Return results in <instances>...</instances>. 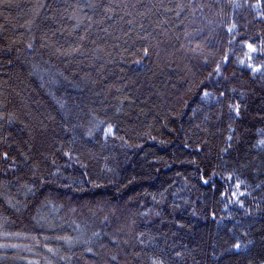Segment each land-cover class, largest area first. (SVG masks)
<instances>
[{
  "label": "trees",
  "instance_id": "1",
  "mask_svg": "<svg viewBox=\"0 0 264 264\" xmlns=\"http://www.w3.org/2000/svg\"><path fill=\"white\" fill-rule=\"evenodd\" d=\"M0 264H264V0H0Z\"/></svg>",
  "mask_w": 264,
  "mask_h": 264
},
{
  "label": "snow or ice",
  "instance_id": "2",
  "mask_svg": "<svg viewBox=\"0 0 264 264\" xmlns=\"http://www.w3.org/2000/svg\"><path fill=\"white\" fill-rule=\"evenodd\" d=\"M249 47H251V45H249ZM109 131H111V129H109ZM6 155V154H5Z\"/></svg>",
  "mask_w": 264,
  "mask_h": 264
}]
</instances>
